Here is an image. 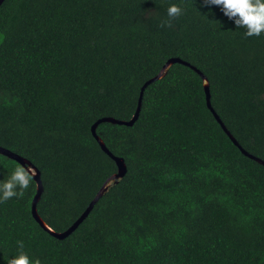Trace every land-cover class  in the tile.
Here are the masks:
<instances>
[{"label": "trees", "instance_id": "obj_1", "mask_svg": "<svg viewBox=\"0 0 264 264\" xmlns=\"http://www.w3.org/2000/svg\"><path fill=\"white\" fill-rule=\"evenodd\" d=\"M182 14L168 21L167 8ZM203 0H6L0 7V147L39 172L54 233L84 212L115 162L127 172L66 239L31 215L37 184L0 203V264H264V34ZM17 162L0 155V180ZM23 248H19V243Z\"/></svg>", "mask_w": 264, "mask_h": 264}, {"label": "water", "instance_id": "obj_2", "mask_svg": "<svg viewBox=\"0 0 264 264\" xmlns=\"http://www.w3.org/2000/svg\"><path fill=\"white\" fill-rule=\"evenodd\" d=\"M6 0H0V7L3 5V3ZM174 64H181L184 66H187L189 68H191L194 72H196L202 79H204L203 74L197 70L195 67L191 66L190 64L178 59V58H171L168 59L166 61V63L162 66L160 72L153 78L149 79L148 81H146L143 86L140 89V93H139V98H138V103H137V108L135 110V113L132 117L131 120L129 121H120V120H115L113 118H102L99 119L97 122H95V124L92 126L91 128V133L92 136L94 137V139L97 141L98 145L100 146L101 150L108 156L110 157L116 164L117 166V172L115 174H113L111 177H109L106 182L103 184L102 188L99 190V192L96 194V196L94 197V199L89 203V205L87 206V208L84 210V212L80 215V217L64 232L61 233H54L53 231H51L45 224L44 222L41 220V218L38 216L37 213V203L41 197V194L43 192V186L41 184V180H40V174L39 172H36L35 174H33V178L37 184V193L32 201V205H31V215L33 217V219L41 226L43 227L45 230H47L52 236H54L55 238H57L58 240H63L66 239L67 237H69L79 226L80 224L88 217V215L90 214V212L92 211L93 207L95 206V204L98 202V200L103 196V194L107 191V189L110 186V183L116 184L118 183L126 174L127 169L124 163V160L122 158H118L116 156H114L105 146V144L102 142V140L99 138V136L96 134V129L98 127L99 124L101 123H112V124H117V125H122V126H128L131 127L133 126L134 122L137 120L139 113H140V108H141V101H142V97H143V93L145 88L150 85L151 83L161 79L167 72V70ZM205 80V79H204ZM204 91H205V98H206V106L207 108L210 110V112L212 113V115L214 116L215 120L218 122V124L220 125V127L222 128V130L226 133V135L229 137V139L231 140V142L239 148V150L241 151V153L246 156L247 158L261 164L262 166H264V162L250 154H248L245 150H243L239 144L237 143V141L233 138V136L229 133V131L226 129V127L224 126V124L222 123V121L220 120V118L218 117V115L214 112L211 103H210V94H209V89H208V85L205 84L204 87ZM0 155L7 157L8 159H11L15 162H17L18 164H20L22 167L23 166H28V169L30 171V173L32 174V169L33 166L28 165L27 162L22 159L20 156L4 149L0 147Z\"/></svg>", "mask_w": 264, "mask_h": 264}, {"label": "clouds", "instance_id": "obj_3", "mask_svg": "<svg viewBox=\"0 0 264 264\" xmlns=\"http://www.w3.org/2000/svg\"><path fill=\"white\" fill-rule=\"evenodd\" d=\"M204 6L215 5L237 27L244 29L247 37H259L264 34V0H203ZM182 8L177 4H170L167 8L168 21L162 22V27H171V19L182 14ZM33 177L28 166L16 167L7 178L0 180V203L13 197L20 198ZM23 248V243H19ZM6 264H41L39 259L33 261L29 255L21 251L18 255L4 259Z\"/></svg>", "mask_w": 264, "mask_h": 264}]
</instances>
